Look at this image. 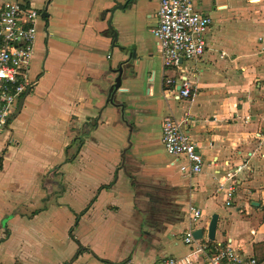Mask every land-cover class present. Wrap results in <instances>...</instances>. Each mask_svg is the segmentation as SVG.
Returning a JSON list of instances; mask_svg holds the SVG:
<instances>
[{
  "label": "crops",
  "instance_id": "0c3cea01",
  "mask_svg": "<svg viewBox=\"0 0 264 264\" xmlns=\"http://www.w3.org/2000/svg\"><path fill=\"white\" fill-rule=\"evenodd\" d=\"M20 1L40 16L28 84L0 128V264H159L185 256L198 227L200 242L264 261V0H191L211 18L206 51L172 69L158 0ZM166 116L187 119L200 173L165 150Z\"/></svg>",
  "mask_w": 264,
  "mask_h": 264
},
{
  "label": "built area",
  "instance_id": "2783aa9c",
  "mask_svg": "<svg viewBox=\"0 0 264 264\" xmlns=\"http://www.w3.org/2000/svg\"><path fill=\"white\" fill-rule=\"evenodd\" d=\"M158 25L153 30L158 47L163 55L167 69L179 65L184 60L202 56L206 51L205 32L211 24V18L195 10L191 0H158ZM259 1V0H252ZM38 9L23 4L20 0L4 2L0 13V128L6 124L14 111V102L28 84V66L34 55L37 38ZM263 37H260L262 40ZM166 85H175L177 79L165 77ZM179 95L191 96L192 80H181ZM185 120L166 116L162 122V143L165 150L174 156L186 160L181 169L191 174L202 171L204 159L197 144L183 129ZM224 187V186H221ZM229 201L234 185L226 188ZM190 225L198 223L202 210L189 206ZM185 242L190 245L189 252L180 258L166 257L159 264H264L255 257L245 258L230 244L200 242L194 238L193 229H189ZM119 264H135L126 260Z\"/></svg>",
  "mask_w": 264,
  "mask_h": 264
},
{
  "label": "water",
  "instance_id": "95a60500",
  "mask_svg": "<svg viewBox=\"0 0 264 264\" xmlns=\"http://www.w3.org/2000/svg\"><path fill=\"white\" fill-rule=\"evenodd\" d=\"M124 66H122V69H118L117 70V73H118V76L114 79V81L110 84L109 86V89H108V92H107V103H114L115 101L113 100V97L114 95L120 90L121 88V85L125 79V76H126V71L128 69H131L133 71V64L130 62V61H126V63H124ZM178 90L181 89V85L178 86L177 88ZM121 107L122 104H119ZM126 110L124 109L123 110V118L125 119L126 117ZM94 123V122H93ZM218 214H214L212 216V219L209 223V227H208V237L209 239L211 240H214L216 238V231H217V226H218ZM193 236L194 238L196 239H199L201 240L204 236V233H203V229L202 228H196L193 230Z\"/></svg>",
  "mask_w": 264,
  "mask_h": 264
},
{
  "label": "trees",
  "instance_id": "16d2710c",
  "mask_svg": "<svg viewBox=\"0 0 264 264\" xmlns=\"http://www.w3.org/2000/svg\"><path fill=\"white\" fill-rule=\"evenodd\" d=\"M212 242V241H211Z\"/></svg>",
  "mask_w": 264,
  "mask_h": 264
}]
</instances>
